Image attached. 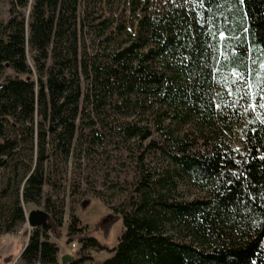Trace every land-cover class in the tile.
<instances>
[{
	"label": "trees",
	"instance_id": "16d2710c",
	"mask_svg": "<svg viewBox=\"0 0 264 264\" xmlns=\"http://www.w3.org/2000/svg\"><path fill=\"white\" fill-rule=\"evenodd\" d=\"M0 4V170L23 167L17 199L40 198L50 146L67 158L85 114L94 117L84 129L105 130L100 116L113 109L125 119L120 137L149 141L146 151L170 169L157 179L142 173L130 206L99 219L104 238L122 223L101 264H264V0ZM232 74L249 82L237 104H258L259 117L216 106ZM180 181L203 196L179 200ZM77 221L72 234L82 233ZM58 225L34 229L25 264H57L47 233ZM79 240L103 249L86 234Z\"/></svg>",
	"mask_w": 264,
	"mask_h": 264
},
{
	"label": "rangeland",
	"instance_id": "374dc122",
	"mask_svg": "<svg viewBox=\"0 0 264 264\" xmlns=\"http://www.w3.org/2000/svg\"><path fill=\"white\" fill-rule=\"evenodd\" d=\"M6 18L7 7L0 4V19ZM5 76L14 77V73L8 70ZM221 85L220 89L215 90L219 98V102H215L216 106L225 102L227 107L251 110L258 117L261 115V106L256 103L250 101L246 107L244 103L237 104L241 92H250L247 79L232 74L224 78ZM90 116L93 118L94 113L87 112L83 123L77 122L83 127V133L77 132L67 158L54 151L52 146L49 147L43 165L46 181L38 200L25 203L21 196L17 199L22 190L20 177L23 167L20 163H12L9 168L0 170V264H25L21 253L35 231L29 228L26 217L37 210L47 213L49 220L59 224L58 234L47 233L49 242L58 248L57 264H62L64 255H71L74 259L89 257L90 260L85 264H101L111 257L108 250L116 247L122 223L118 221L109 237L104 238L102 232L95 228L99 219L107 215L114 216L117 211L130 206L142 173L157 179L170 169L169 163L159 153L146 151L149 141L140 146L136 140L126 141L120 137L117 127L125 119L113 109H108L106 114L100 116L107 125L105 130L98 126L94 128L93 132H98V138L97 134L84 129L89 124ZM38 122L41 124L42 121L38 119ZM186 130L188 127L183 128V131ZM91 137H95L93 141ZM142 153L145 154L143 161L140 160ZM173 195L179 200H186L201 197L203 193L195 186L180 181ZM17 206L24 215L23 220L17 214ZM74 219L78 220L77 224L82 228L81 234H72L69 230ZM85 234L103 249L93 248L90 244L85 246L79 240ZM73 243L76 244L74 251L71 249Z\"/></svg>",
	"mask_w": 264,
	"mask_h": 264
},
{
	"label": "water",
	"instance_id": "95a60500",
	"mask_svg": "<svg viewBox=\"0 0 264 264\" xmlns=\"http://www.w3.org/2000/svg\"><path fill=\"white\" fill-rule=\"evenodd\" d=\"M50 217L47 213L43 211H32L30 212L27 217L26 221L30 229H37L40 227H44L47 222L49 221ZM26 246L24 247V249ZM23 249V251H24ZM23 253V252H22ZM21 253V254H22ZM73 257L71 255H64L61 258L62 264H70L73 261Z\"/></svg>",
	"mask_w": 264,
	"mask_h": 264
},
{
	"label": "built area",
	"instance_id": "2783aa9c",
	"mask_svg": "<svg viewBox=\"0 0 264 264\" xmlns=\"http://www.w3.org/2000/svg\"><path fill=\"white\" fill-rule=\"evenodd\" d=\"M71 249H72V251H74L75 249H76V244H71Z\"/></svg>",
	"mask_w": 264,
	"mask_h": 264
},
{
	"label": "snow or ice",
	"instance_id": "6c2138e0",
	"mask_svg": "<svg viewBox=\"0 0 264 264\" xmlns=\"http://www.w3.org/2000/svg\"><path fill=\"white\" fill-rule=\"evenodd\" d=\"M221 35H223V33Z\"/></svg>",
	"mask_w": 264,
	"mask_h": 264
}]
</instances>
